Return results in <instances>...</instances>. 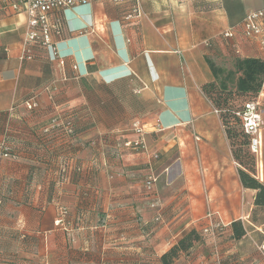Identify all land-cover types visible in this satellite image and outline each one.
Here are the masks:
<instances>
[{"label": "crops", "instance_id": "crops-1", "mask_svg": "<svg viewBox=\"0 0 264 264\" xmlns=\"http://www.w3.org/2000/svg\"><path fill=\"white\" fill-rule=\"evenodd\" d=\"M9 5L0 0V140L14 158L0 159V264H156L207 213L228 238L232 221L250 225L255 190L241 185L200 86L215 80L209 62L226 78L235 58L264 60L240 30L264 0H138L129 20L133 1L76 6L60 14L53 36L62 65L38 45L21 60L26 18ZM31 98L37 107L28 111ZM135 120L142 152L124 145L139 139ZM260 134L254 178L264 185V126ZM150 174L157 182L148 192ZM258 235L264 240V224L243 238ZM212 258L219 263L200 254L195 264ZM224 259L264 264L260 251L251 262L244 253Z\"/></svg>", "mask_w": 264, "mask_h": 264}, {"label": "trees", "instance_id": "trees-1", "mask_svg": "<svg viewBox=\"0 0 264 264\" xmlns=\"http://www.w3.org/2000/svg\"><path fill=\"white\" fill-rule=\"evenodd\" d=\"M30 52L34 55L32 48ZM209 66L215 75V80L201 85L200 92L218 111L233 161L240 166L238 179L241 185L246 189L255 190L256 193L253 206L259 212L255 210L249 216L250 225L241 220L232 221L230 225V238L235 242H240L249 229L264 224V185L254 178L256 164L255 155L249 149L250 137L242 131L241 120L236 115L244 109L246 103L254 100L261 92L264 82V60L256 57L235 58L234 70L227 74L226 78L217 77L218 70L213 63L209 62ZM228 84H231L232 88H229ZM237 99L239 102L234 106L233 103ZM5 140L11 146V142L7 138ZM204 241L197 229H190L184 232L167 252L161 254L156 264H174L183 255L193 250L196 245L204 244Z\"/></svg>", "mask_w": 264, "mask_h": 264}, {"label": "built area", "instance_id": "built-area-1", "mask_svg": "<svg viewBox=\"0 0 264 264\" xmlns=\"http://www.w3.org/2000/svg\"><path fill=\"white\" fill-rule=\"evenodd\" d=\"M97 0H10V9L16 12H23L26 18L25 33H24V54L21 60H31L33 54L30 52L31 46H39L41 48L49 49L52 59L58 60L63 64V58L56 52L53 44V36L61 34L63 29V21L60 14L68 9H72L76 6L91 4ZM133 1L134 7L131 14L124 16L125 20L131 19V16L138 17L140 10L138 0H113L116 4L129 3ZM240 23V30L243 37L247 41H252L258 46L264 49V8L258 10H250L247 12ZM223 36L225 38H233L234 33L232 29L224 31ZM74 68H77L74 66ZM25 107L28 111L34 110L37 107L36 101L31 98L30 101L25 103ZM263 105L261 101V94L254 100L245 104L244 109L238 112L236 115L241 120L242 131L250 137L249 149L251 153L256 156L261 154V127L264 125L263 117ZM218 115V111L215 110ZM66 131L68 134L72 133L70 125L66 124ZM58 127L60 125H57ZM133 132L139 136V139L135 141L126 142L124 145L130 149H137L141 152L144 150V142L140 138L144 131L141 123L134 121L131 126ZM3 137L0 140V159L13 158L12 147L8 144ZM154 158L158 155L154 154ZM144 188L150 192L155 184V178L150 176L148 180L144 181ZM66 210L60 211L61 219L66 216ZM212 214L207 213L206 218L210 221ZM62 220L56 222L61 223ZM207 232V231H204ZM260 252L264 256V240L259 247Z\"/></svg>", "mask_w": 264, "mask_h": 264}, {"label": "rangeland", "instance_id": "rangeland-1", "mask_svg": "<svg viewBox=\"0 0 264 264\" xmlns=\"http://www.w3.org/2000/svg\"><path fill=\"white\" fill-rule=\"evenodd\" d=\"M263 84H264V82H263ZM228 85H229V88H232L231 84H228ZM262 87H263V85H262ZM260 94H261V92L259 93V95ZM261 99H262L261 101H262V105L264 108V97L262 96ZM238 102H239V100L237 99L233 103V105L235 106ZM150 176L155 178V181H156L157 178L154 174L148 175L146 177L145 181L148 180V178H150ZM156 182H155V184H156ZM1 204H2V200H1V193H0V206H1ZM63 209H65V208H60V211H63ZM204 221H206L207 224H205ZM194 224H196L197 227H199L198 231H199V233H201V235L203 236V239L205 240L203 245H206V246L201 247V249H200L201 252H199V250H197L194 253H193V250L189 251L186 255H183V258L175 264H195L196 260H197L196 258L200 254L202 256H204L205 258L206 257L208 258L211 256H217L218 257L217 260L219 262L218 264H225L224 261H226V260L224 258L226 256V254H230V253L247 254L248 256H250L249 260L251 262L252 257H254L256 254H258V252L260 251L259 247L263 241L262 236H259V235L257 236V237L261 238L260 242H257L258 238H254L253 236H250L251 238H253V241H250L248 239L243 238L240 240V243H237V242L231 241V239L228 238L227 234L224 233V229H225L224 225L221 223V221L213 220V216H211L210 221H209L205 215L204 220L199 219ZM204 231H207V232H204ZM156 240H158V239H156ZM196 247H197V245H196ZM36 248H37L36 251L41 249L40 246L39 247L37 246ZM214 260L215 259L212 258L210 260L211 262L205 261L203 264H217L214 262ZM37 262H38L37 258L35 259V261L33 259H31L30 257L28 259L26 258V260H25V264H35Z\"/></svg>", "mask_w": 264, "mask_h": 264}]
</instances>
